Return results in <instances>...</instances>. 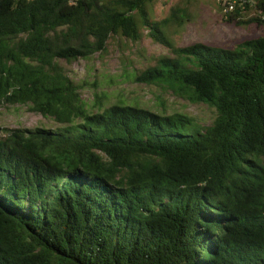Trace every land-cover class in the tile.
I'll return each instance as SVG.
<instances>
[{
    "label": "trees",
    "instance_id": "trees-1",
    "mask_svg": "<svg viewBox=\"0 0 264 264\" xmlns=\"http://www.w3.org/2000/svg\"><path fill=\"white\" fill-rule=\"evenodd\" d=\"M158 1L0 0V104L60 124L0 127V264H264V0L218 5L260 31L233 47L174 44L190 13ZM144 35L170 55L134 81L212 106L210 125L88 102L60 63Z\"/></svg>",
    "mask_w": 264,
    "mask_h": 264
},
{
    "label": "rangeland",
    "instance_id": "rangeland-1",
    "mask_svg": "<svg viewBox=\"0 0 264 264\" xmlns=\"http://www.w3.org/2000/svg\"><path fill=\"white\" fill-rule=\"evenodd\" d=\"M167 3L166 0H159L154 5L155 18L167 16L169 6L174 4L187 7L190 13L189 22L180 27H172L167 32L176 45L201 41L210 45L233 47L244 39L260 34L254 24L238 27L223 23L219 6L214 0H167ZM256 15L253 10L248 13V16ZM163 55H170L169 49L152 41L147 35L137 43L112 37L102 54L96 53L91 58H80L73 62L60 60V63L74 80L86 85L82 89V96L88 102H95V96L98 95L108 105L125 101L158 112H182L196 117L203 126L210 125L216 116L212 106L190 103L160 86L134 81L135 72L156 65ZM37 126L56 128L60 124L24 105L0 104V127Z\"/></svg>",
    "mask_w": 264,
    "mask_h": 264
},
{
    "label": "built area",
    "instance_id": "built-area-1",
    "mask_svg": "<svg viewBox=\"0 0 264 264\" xmlns=\"http://www.w3.org/2000/svg\"><path fill=\"white\" fill-rule=\"evenodd\" d=\"M219 6L224 16L240 11L243 13L250 12L255 9L258 0H214Z\"/></svg>",
    "mask_w": 264,
    "mask_h": 264
}]
</instances>
